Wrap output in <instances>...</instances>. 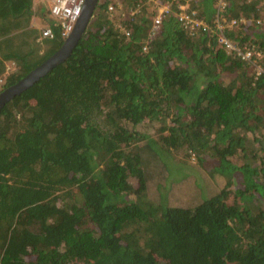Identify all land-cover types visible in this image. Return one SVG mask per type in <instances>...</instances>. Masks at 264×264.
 Instances as JSON below:
<instances>
[{
	"label": "trees",
	"instance_id": "1",
	"mask_svg": "<svg viewBox=\"0 0 264 264\" xmlns=\"http://www.w3.org/2000/svg\"><path fill=\"white\" fill-rule=\"evenodd\" d=\"M32 1L0 0V92L63 44L54 21L31 27ZM122 1L99 0L68 58L0 111V264H264V0ZM181 153L218 193L174 205L165 177L149 194L150 167L175 175Z\"/></svg>",
	"mask_w": 264,
	"mask_h": 264
},
{
	"label": "rangeland",
	"instance_id": "2",
	"mask_svg": "<svg viewBox=\"0 0 264 264\" xmlns=\"http://www.w3.org/2000/svg\"><path fill=\"white\" fill-rule=\"evenodd\" d=\"M39 2L40 4H45L44 6H46L44 7L42 5V9L44 10L45 19L44 21H41V24H42L41 26L52 23L54 19L50 15V10L48 6L46 5L45 2H42L41 0H39ZM113 4H118V8L120 10L124 8L122 0H113L112 5ZM23 6L25 8L31 7V4L30 5L24 4ZM16 33L17 32L14 31V34ZM26 47H32L31 42L28 45H26ZM39 47L41 48V50L45 48L43 43L40 44ZM8 70H10V72L15 70L14 65L10 64ZM167 134L168 132H165V135ZM173 162L177 164L178 173L175 172L174 173L175 175H172V176L171 175L167 176L166 172L163 174L159 173V170H161L160 166L150 167V171H151V174L154 176V179H149L148 191H149V194L154 199H156V201L160 198V192L163 191L165 186H167L164 181L165 177L168 178L169 185L164 190L163 194L165 195V197H168L169 201L174 205H179V204L186 205V203L191 199H192L191 202H188L189 205L195 204L196 201L197 202L200 201V194L194 195L193 197H190L192 195H189L190 190L196 191L194 189L196 183L200 184L199 188L203 189V194L206 197H211L212 195L218 193L221 187L224 186L225 184V180L222 179L221 177L211 176L208 170L205 168V166L198 161L197 156H195L193 153H191L189 156L183 153L178 154L177 158ZM178 166H181V169H179ZM129 181L133 188L137 186V179L135 177L131 176L129 178ZM196 186H198V184H196ZM187 195L191 199L186 198ZM204 195L202 197H204Z\"/></svg>",
	"mask_w": 264,
	"mask_h": 264
},
{
	"label": "built area",
	"instance_id": "3",
	"mask_svg": "<svg viewBox=\"0 0 264 264\" xmlns=\"http://www.w3.org/2000/svg\"><path fill=\"white\" fill-rule=\"evenodd\" d=\"M46 4L49 7L50 15L53 17L54 22L60 26V33L64 39H66L73 31L77 20L81 16L83 5L85 0H45ZM107 1V0H105ZM108 12L112 13L114 10V6L112 3H109ZM184 8V6H182ZM160 16H157L155 19L156 23H160ZM181 19H185L186 23H195L196 25H200L205 23L204 21L198 18H191L190 15H182ZM245 22L244 19H233L232 23H241ZM42 34L44 37L53 36L52 28L46 27L43 29ZM220 40L224 42L227 49L231 51H235V53L241 55L243 59L252 60L255 55V50L252 46L245 44L241 46L239 43H236L232 39L228 38L224 34L220 35ZM147 50L146 47H144Z\"/></svg>",
	"mask_w": 264,
	"mask_h": 264
},
{
	"label": "water",
	"instance_id": "4",
	"mask_svg": "<svg viewBox=\"0 0 264 264\" xmlns=\"http://www.w3.org/2000/svg\"><path fill=\"white\" fill-rule=\"evenodd\" d=\"M99 0H85L81 16L76 22L72 33L63 40L61 47L41 65L31 70L25 77L16 82L15 84L7 87L0 92V111L9 100L16 94L21 93L23 90L30 87L38 81L43 75L49 72L54 66L61 63L71 54L73 48L78 43L79 39L85 33L87 26L93 17L95 8Z\"/></svg>",
	"mask_w": 264,
	"mask_h": 264
},
{
	"label": "crops",
	"instance_id": "5",
	"mask_svg": "<svg viewBox=\"0 0 264 264\" xmlns=\"http://www.w3.org/2000/svg\"><path fill=\"white\" fill-rule=\"evenodd\" d=\"M41 1L46 3L45 0L44 1L41 0ZM100 1H102V0H100ZM32 3H33V6H32L33 14L30 17V25L33 28H37L39 30V33H40L41 31H43L44 28L49 27L48 24L41 26L42 25L41 21H44V19H45L44 18V16H45L44 10L42 9V5L44 6L45 4H40L39 0H33ZM44 7H46V6H44ZM109 14L113 15V12L112 13L109 12ZM40 34L42 35V32ZM38 40H41L40 37L38 38ZM3 78H4V76L0 77V82H2Z\"/></svg>",
	"mask_w": 264,
	"mask_h": 264
},
{
	"label": "clouds",
	"instance_id": "6",
	"mask_svg": "<svg viewBox=\"0 0 264 264\" xmlns=\"http://www.w3.org/2000/svg\"><path fill=\"white\" fill-rule=\"evenodd\" d=\"M98 5V4H97ZM97 7V6H96Z\"/></svg>",
	"mask_w": 264,
	"mask_h": 264
}]
</instances>
